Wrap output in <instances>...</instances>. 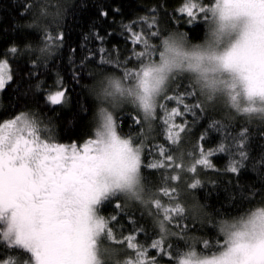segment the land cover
Listing matches in <instances>:
<instances>
[{
	"label": "snow or ice",
	"instance_id": "1",
	"mask_svg": "<svg viewBox=\"0 0 264 264\" xmlns=\"http://www.w3.org/2000/svg\"><path fill=\"white\" fill-rule=\"evenodd\" d=\"M178 11L182 14L180 18L187 15L189 23L199 18L198 13L203 14L210 25L205 43L186 48L182 35L163 36L155 28V19L147 23L149 31L133 33L131 43L136 49L142 44L143 49H134L125 63L135 59L139 67L135 71L125 68L123 79L105 77L101 72L102 78L93 88L101 101L98 124L94 139L82 148L75 143L64 145L42 139L37 122L23 116L0 125V247L12 257L4 264H105L104 258L113 257L116 249L102 247L103 238L126 245L134 253L124 264H159L155 257L149 258V249L139 245L135 235L116 237L112 225L118 220L117 215L106 218L99 214L105 201L119 195L155 207L158 212L163 208V220L159 224L162 235L150 249L176 259V264H264V207H257L231 222L222 221L219 231L224 240L212 254L190 250L173 257L163 247L167 235L165 223H171L176 217L183 219L185 208L179 203L164 207L151 194L142 168L173 167L174 157L160 147L159 154L168 163L144 164L142 147L118 134L113 112L103 106L107 103L117 107L130 102L151 120L155 119L158 107L167 109L166 104H158L161 97L175 102L176 106L171 107L163 120L167 139L175 144L186 129L183 124L172 123L173 118L187 112L196 115L194 110L202 107L199 102L191 107L186 103L187 97L197 94L195 91L165 94L170 82L187 73L209 100L226 95L233 108L258 114L264 122V0H214L209 6L197 0H185ZM98 13L101 18L108 17L102 6ZM94 38L105 40L98 33ZM63 39L62 33L56 38L61 43ZM56 40L48 37L40 51L45 53L56 45ZM157 40L158 45L154 43ZM11 51L15 53L17 49L13 47ZM105 51L102 45L95 53L88 51L81 64L99 58ZM157 53L158 59H154ZM100 63L112 61L101 59ZM120 66L117 62V67ZM7 67L0 62V90L13 79L5 72ZM73 76L78 83L80 73L74 72ZM66 97L67 89L57 90L47 95L46 103L61 105L66 103ZM241 101L246 106L241 107ZM132 119L136 125L141 123L136 116ZM219 151L224 152L225 148L221 146ZM239 154L246 158L243 151ZM201 157L196 165L212 169L203 151ZM174 167L181 169L182 165L176 163ZM189 171L195 172L196 168ZM226 171L236 173L237 167L229 166ZM168 179L176 181L179 177L172 175ZM200 183L196 180L189 187L196 189ZM160 191L172 197L176 188ZM114 207L120 209L122 205L116 200ZM204 247H210L208 241H204Z\"/></svg>",
	"mask_w": 264,
	"mask_h": 264
},
{
	"label": "trees",
	"instance_id": "2",
	"mask_svg": "<svg viewBox=\"0 0 264 264\" xmlns=\"http://www.w3.org/2000/svg\"><path fill=\"white\" fill-rule=\"evenodd\" d=\"M197 2L209 6L214 0ZM184 4L185 0H0V62L8 65L9 75L13 77L6 88L0 90V125L16 116L32 114L42 139L64 145L75 143L80 147L94 137L101 101L93 88L102 78L101 72L105 77L121 78L125 68L135 71L139 67L135 59L130 64L125 63L134 49H143L142 44L136 49L131 43L133 33L149 31L147 23L155 19V28L165 37L182 35L188 45L206 40L208 31L203 14L198 13L196 22L189 23L187 15L180 18L182 14L178 11ZM101 6L108 12L106 19L99 16ZM114 8H118L119 13L113 11ZM61 33L64 35L62 43L56 40ZM97 33L105 37L103 42L94 38ZM48 37L56 40V45L42 53L40 49L45 47ZM154 43L158 45L159 41ZM101 45L105 53L81 64L88 51L95 53ZM13 47L17 49L15 53L11 51ZM101 59L112 63L101 64ZM154 59H158V53ZM74 72L80 73L78 83ZM186 82L184 77L176 83ZM64 89H67L66 103L55 106L46 103L47 95ZM206 97L202 93L187 97L190 107L197 102L202 107L194 110L196 115L187 112L173 118L174 124H183L186 129L182 132L184 140L180 151H176V143L166 144L167 130L160 125V115L148 130L137 109L132 110L124 103L111 107L115 109L118 133L142 147L144 164L168 163L166 157L160 156V147L174 157L173 167L142 168V176L148 181L151 194L163 206L168 204L164 207L179 203L185 208L183 219L176 217L171 223H165L167 235L163 247L176 258L190 250L203 254L217 251L224 240L219 231L222 221H233L264 205V122L247 121L229 108L208 103L204 100ZM173 106L176 104H171L170 108ZM133 116L140 119L139 125L134 124ZM196 137L199 148L193 150ZM189 143L193 151L183 159L182 148ZM221 146L224 152L219 151ZM202 151L213 168L202 170L196 165L195 172L189 171L188 164ZM240 151L246 158L240 156ZM176 163L182 168L176 169ZM229 166L237 167V172H227ZM192 174L195 176L191 177ZM172 175H178L179 179H168ZM194 180L201 182L196 189L189 187ZM173 187L176 193L172 197L160 191ZM116 200L105 201L99 209V214L106 218L112 214L118 216L112 225L116 237L135 235L137 243L149 249V258L155 257L159 264H176V259L150 249L162 235L159 224L163 220V208L158 212L150 205L120 198L122 207L116 209ZM204 241L209 242L208 249ZM110 243L103 238L104 247L116 249L113 257L104 258L105 264H124L134 256L126 245L112 243L113 246L108 247ZM8 257L0 247V261Z\"/></svg>",
	"mask_w": 264,
	"mask_h": 264
},
{
	"label": "rangeland",
	"instance_id": "3",
	"mask_svg": "<svg viewBox=\"0 0 264 264\" xmlns=\"http://www.w3.org/2000/svg\"><path fill=\"white\" fill-rule=\"evenodd\" d=\"M210 15V14H209ZM204 20V19H203ZM194 22H196V20L194 21ZM205 24H206V28H207V31H208V34L207 35H209V29H210V25H209V23L208 22H206L205 20L203 21ZM207 38H208V36H207ZM207 38H205V39H207ZM184 41H185V39H184ZM206 41V40H205ZM205 41H202L201 43H198V44H193V45H188L187 43H186V41H185V47L186 48H192L193 46H197V45H203L204 43H205ZM5 72L7 73V74H9V68L7 67L6 69H5ZM185 77V79L186 80H188V82H186V83H184V84H178V83H176L178 80H180V79H182V78H184ZM7 78V77H6ZM121 79H123V76L121 77ZM190 80V81H189ZM129 82L128 81H125V84H128ZM177 85H180L179 86V88L177 87ZM197 89H199L198 88V86L195 84V81H194V79L192 78V76L190 75V74H187V73H185V74H182V75H180L175 81H172V82H170L169 83V85L167 86V88H166V90H165V94H168V95H171V94H173V93H176V94H182V93H184L185 91H187V90H190V91H195V92H197V93H199V94H201L200 93V90L199 91H197ZM185 90V91H184ZM184 91V92H183ZM162 96H163V94H162ZM205 101H207L208 103H216V104H220L222 107H224V108H229L230 110H233L235 113H236V115L237 116H240V117H242L243 119H245V120H247V121H252V120H256V121H260V122H262V119H261V116L260 115H258V114H246V113H243V112H241V111H238L237 109H235V108H233L232 106H231V102H230V100L228 99V97L226 96V95H217V96H215L212 100H209L207 97H206V99H204ZM173 101H165L162 97L158 100V104H166L167 105V109H161V108H157V112H156V117H157V115H160V125L161 126H163V127H166L165 125H164V123H163V120L167 117V114H168V111H170V105L171 104H175V102H173ZM124 104H126L127 106H129L132 110H135L136 111V109H137V111L139 112V115L140 116H142V119L143 120H145V125H146V127H148V130L150 129V127H149V125L150 124H152V123H155V119H156V117H155V119H151V120H149V119H146L145 117H144V115H143V113L136 107V106H134L132 103H130V102H123ZM107 103H105L104 105L105 106H107V107H109V108H111L112 106L111 105H106ZM229 104V105H228ZM243 106H246V102H244V101H241V107H243ZM136 107V108H135ZM114 110L115 109H113V108H111L109 111H112L113 112V114H114ZM237 113H239V114H237ZM23 117H26L27 119H29V120H34L33 119V117H32V114H25V115H22ZM8 122V121H7ZM6 122V123H7ZM172 123H173V120H172ZM96 124H98V120H97V123ZM159 125V124H158ZM17 126H19V125H17ZM97 127V126H96ZM166 130H167V128H166ZM178 130V129H177ZM118 132V131H117ZM122 138H125L124 136H122L120 133H118ZM127 139H129V137H126ZM184 138V136L182 135V133H181V135H180V139L176 142V144H175V146H176V151L178 150V151H180L181 150V148H180V146H181V144H182V142H183V139ZM91 139H94V137H92ZM90 139H88V140H86V141H84L83 143H81V145H80V147H78V148H82L83 147V145H85L88 141H89ZM164 140H166V144L167 145H169V143H170V141H168V139L166 138V137H164ZM77 146H79V145H77ZM185 146H187V147H185ZM183 148H182V150L184 151V157H183V159L188 155V154H190V152H192L193 150H198V148H199V146H198V139H197V137H196V139H195V142H194V146H193V150H191V145H190V143L188 144V145H185ZM171 147V146H170ZM171 151H174V150H171ZM198 158H202L201 157V153H200V156H198ZM197 158V159H198ZM196 159V160H197ZM196 160H194V161H192V162H190L189 164H188V169H190V168H193V167H195L196 166ZM167 162V161H166ZM198 166H201V168H202V170H205V166H202V165H198ZM168 168H170V167H168ZM169 170V169H168ZM171 171V170H170ZM185 174V173H184ZM195 175L194 174H192L191 175V177H194ZM195 181V180H194ZM113 198H115V199H126V200H129V201H132V202H136V203H140V202H138V201H133V200H130V199H128L127 197H125L124 195H119L118 197H113ZM164 206H168V204H165ZM261 207H264V205L263 206H261ZM240 218V217H239ZM239 218H237V219H239ZM229 222H231V221H229ZM223 236V235H222ZM106 239V238H105ZM107 240V239H106ZM107 242H105V244H106ZM113 246V244L112 243H110L109 244V246L108 247H112ZM102 246L104 247V244L102 243ZM12 259V257L10 256V257H8V258H6V260H11ZM5 260V261H6ZM5 261H0V264H4V262ZM114 264H116L115 262H114Z\"/></svg>",
	"mask_w": 264,
	"mask_h": 264
}]
</instances>
